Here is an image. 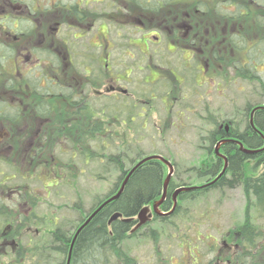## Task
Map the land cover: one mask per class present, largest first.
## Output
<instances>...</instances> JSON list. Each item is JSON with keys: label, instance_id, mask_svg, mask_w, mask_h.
Segmentation results:
<instances>
[{"label": "flooded vegetation", "instance_id": "flooded-vegetation-1", "mask_svg": "<svg viewBox=\"0 0 264 264\" xmlns=\"http://www.w3.org/2000/svg\"><path fill=\"white\" fill-rule=\"evenodd\" d=\"M259 8L254 0H0V251L15 255L17 227L47 220L35 213L39 198L31 194L36 191L28 194V185L17 184L16 177L24 180L38 172L40 181L52 178L56 181L50 184L57 185L59 165L48 141H79L80 118L92 125L96 120L91 103L113 94L127 97L120 83H129L145 69V83L151 77L150 83L166 81L167 74L179 85L194 79L198 88L209 80L214 84V77L234 83L239 65L247 60L234 57L244 24L258 29L256 37L262 33L253 16ZM22 17L30 27L18 32ZM252 44L245 42V53ZM164 49L187 55L182 72L165 67L172 64L161 55ZM22 58L28 61L19 67ZM6 64L10 72L4 71ZM96 87L103 90L96 94ZM203 94L195 92L197 101ZM170 97L167 91L161 98L165 107L164 98ZM54 101L61 106L58 115L52 111ZM172 202L173 193H167L162 205L170 209ZM147 207L152 213L153 204ZM243 236L234 233L222 240L225 254L234 261L226 264H251L255 253L250 243L243 245ZM197 241L204 244V239ZM220 263L213 245L203 258L195 255L189 262Z\"/></svg>", "mask_w": 264, "mask_h": 264}, {"label": "rangeland", "instance_id": "rangeland-1", "mask_svg": "<svg viewBox=\"0 0 264 264\" xmlns=\"http://www.w3.org/2000/svg\"><path fill=\"white\" fill-rule=\"evenodd\" d=\"M18 22V32H25L30 27L26 18ZM251 24H244L246 42L253 41L259 34L258 29L251 28ZM21 52L24 53V50ZM240 53L238 49L235 50L234 57L238 60L242 59ZM161 55L172 64L165 67L179 71L183 69L182 59L187 55L182 51L170 53L164 49ZM27 61L22 58L19 67ZM34 62L37 61L31 64ZM4 71L10 72L7 64ZM257 73L264 77V65L257 66ZM148 74L145 69L132 77L129 83H120L127 91V97L120 94L114 97L113 94L104 100V97L96 96L91 105H94L97 117L105 118L104 131H94L91 122L81 117L79 141H48L49 152L56 156L60 170L56 186L50 184L56 179L40 181L38 172L24 180L16 177L17 184L28 185V194L30 190L36 191V195L31 194L39 198L35 213L47 220L44 225L17 227L16 253L11 255L7 251H0V264H60L62 258L54 252L44 251L42 258L31 254L37 248L33 244L40 242L42 247L43 244L46 247L50 231L56 228L71 233L78 221L94 206L96 199L108 194L116 178L115 166L107 162L110 155H123L125 168L130 166V159L162 155L174 164L173 184L200 186L207 183L209 178L197 177V169H204L208 165L209 135L215 127L220 126L223 130L229 127L242 130L246 122V105L264 103L260 84L241 76L234 83H223L214 77V84L209 80V83L198 88L194 79L188 77L187 83L179 85L168 74L166 81L150 83L151 77L145 83L143 78ZM18 85L15 83L16 87ZM102 90L96 87V94ZM167 91H170L171 97L164 98L169 102L165 107L161 98L165 97ZM195 92H206V95L203 94L202 99L197 101ZM88 97L93 101L92 94ZM140 106H145L143 112ZM60 107L54 101L53 114L58 115ZM106 134L109 137L105 139ZM215 146L212 145V148ZM87 153L91 156L89 160L84 157ZM263 169L264 164L256 169L253 162H248L245 167L249 175H256ZM43 182L47 185L44 186L45 192ZM177 205L178 215L149 226L154 232V239L142 235L123 243L125 259L129 258L133 264H189L192 256L203 258L213 245L224 262L220 264H226L225 260L234 263L230 255L225 254L221 243L228 235H241L247 218L256 233L250 243L255 254L249 260L251 264H264V249L261 246L264 244V218L257 214L253 199L250 197L247 200L241 187L208 190L195 198L177 200ZM159 211L162 212L161 209ZM197 238L204 239V244L199 243ZM190 252H194V255Z\"/></svg>", "mask_w": 264, "mask_h": 264}, {"label": "trees", "instance_id": "trees-1", "mask_svg": "<svg viewBox=\"0 0 264 264\" xmlns=\"http://www.w3.org/2000/svg\"><path fill=\"white\" fill-rule=\"evenodd\" d=\"M254 2L260 5L259 9H255L253 16L262 33L254 38L252 41L253 44L250 48L246 49V53V40L244 39L243 33H240V45L238 48L241 52L240 55L242 58H246L247 60L244 66L239 65V75L245 79L257 81L261 86L262 94L264 96V77H261L257 73V66L264 65V0H254ZM239 16L241 18L243 17L241 11H239ZM258 107L262 108L255 110L251 116L255 130L250 125V113ZM246 108L244 115L246 116V122L242 130L239 128H233L227 131H219L218 128L215 127L214 131L209 135L208 139L210 141V146L207 148L208 165L204 169H197V177L209 178V182L217 178L221 173L224 167V161L215 155L212 145L224 140L225 137L239 140V142H241L247 149L262 150L258 153L247 155L241 152L239 146L234 145L232 142L224 143L225 145L222 144L219 148V153L227 158V167L222 176L218 178L214 184L206 188L182 192L178 196V202L184 201L188 198H195L196 195L205 193L208 190H220L224 188L235 189L241 187L247 200L250 199V197L253 199L254 208L257 214L264 218V169L256 175H249L245 171L248 162H253L256 165V169L264 164V103L262 105L254 106L247 104ZM104 126L105 118L96 116L93 130L101 131V129H103L104 131ZM104 136L105 138L109 137L108 134ZM84 157L89 160L91 156L87 153ZM122 157L123 155L121 154L110 155L107 157V162L115 166L116 173L115 181L108 194L101 199H96L94 206L83 218L80 219V223L74 227L71 233L64 232L62 228H56L55 230L50 231V239L49 242H47L46 247H44V244L42 247L40 242L37 244L35 243L33 245L37 248L33 249L31 254L35 253L36 255H39L38 258H42L44 251H51L62 258L60 264H66L71 242L77 228L105 200L118 192L131 167L146 156H140L135 160L130 159V166L128 168H125V162ZM171 163L173 164V162ZM166 175L167 167L161 161L151 160L140 165L129 178L119 197L104 206L79 233L71 248L69 264H133L129 258L125 259L123 243L128 240L139 238V236L142 235H148L154 239V232L146 231L150 229L149 226L153 223L165 222L170 217H175L179 214V208L176 207L168 216L155 217L156 219L153 223L146 224L133 232L131 231L135 222H124L122 219L134 218L145 205H151L158 201L161 197ZM180 186L186 185H180L178 183L173 184L171 179L167 192L172 194L173 191ZM167 206V203H164L162 205V210L169 211ZM114 213L121 214V218L108 224L110 217ZM253 228V225L249 224V220L246 218V221L241 228V234L244 235L242 241L243 245L251 243L252 239L256 237ZM141 231H143L142 234ZM261 246L262 249H264V244ZM38 250L39 252H37ZM36 255H33V257ZM241 264H248V261L246 260L245 262L242 260Z\"/></svg>", "mask_w": 264, "mask_h": 264}, {"label": "water", "instance_id": "water-1", "mask_svg": "<svg viewBox=\"0 0 264 264\" xmlns=\"http://www.w3.org/2000/svg\"><path fill=\"white\" fill-rule=\"evenodd\" d=\"M259 108H262V107H258V108H255L251 113H250V125L251 127H253V129H255L254 125H253V122H252V118L251 116L253 115V112ZM256 130V129H255ZM227 142H233V143H236L237 145H239V150L247 155H252V154H255V153H258L260 152L262 149H259V150H251V149H246L243 147L242 143H240L239 141L237 140H222L220 143H218L216 149H215V153L217 155L218 154V147L219 145L221 144H224V143H227ZM219 157H221L223 160H224V168L223 170L221 171V173L218 175V177L213 180L212 182L204 185V186H192V187H186V186H183V187H179L178 189L175 190V192L173 193V206L171 208L170 211H168L167 213H163V212H159L158 211V207L164 202L165 198H166V193H167V187L169 185V182L171 180V177L174 173V167L173 165L166 159H164L162 156H159V155H152V156H148V157H145L143 159H141L129 172L128 174L126 175L124 181L122 182L118 192L111 196L110 198H108L107 200H105L86 220L85 222L77 229V231L75 232V235L72 239V242H71V247H70V251L68 253V258H67V262L66 264H69L70 262V255H71V248L77 238V236L79 235V233L83 230V228L88 225L90 223V221L93 219V217L104 207L106 206L107 204H109L110 202L116 200L119 195L122 193V191L124 190V187L126 185V183L128 182L129 178L131 177V175L133 174V172L140 166L142 165L143 163L145 162H148V161H151V160H158V161H161L163 164L166 165V167L168 168V173L166 175V178L164 180V183H163V187H162V194H161V197H160V200L157 201L154 205H153V213L155 215H159V216H167L169 214H171L175 207H176V197L178 196V194L182 193V192H189V191H194V190H198V189H202V188H205L207 186H210L212 184H214L216 182V180L218 178H220L222 176V174L225 172L226 170V167H227V159L225 156H222V155H219ZM118 218H121V214L119 213H114L109 221H108V224H110L112 221H115L116 219ZM152 218V213L149 214V208L148 207H143L137 214L136 216V219H133V218H128V219H122L124 222H130V221H134L136 220L137 223H136V226L134 227V229L131 231H135L137 230L138 228H140L141 226L145 225L147 222H149Z\"/></svg>", "mask_w": 264, "mask_h": 264}]
</instances>
